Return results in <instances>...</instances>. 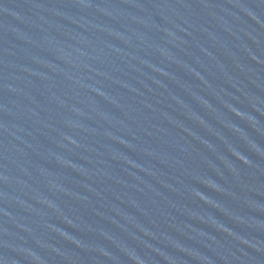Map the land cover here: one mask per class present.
<instances>
[{"label":"water","instance_id":"water-1","mask_svg":"<svg viewBox=\"0 0 264 264\" xmlns=\"http://www.w3.org/2000/svg\"><path fill=\"white\" fill-rule=\"evenodd\" d=\"M0 264H264V0H0Z\"/></svg>","mask_w":264,"mask_h":264}]
</instances>
